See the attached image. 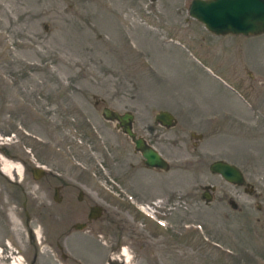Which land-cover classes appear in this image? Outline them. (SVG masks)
Wrapping results in <instances>:
<instances>
[{
    "label": "rangeland",
    "instance_id": "374dc122",
    "mask_svg": "<svg viewBox=\"0 0 264 264\" xmlns=\"http://www.w3.org/2000/svg\"><path fill=\"white\" fill-rule=\"evenodd\" d=\"M189 2L0 0V147L51 175L33 181L26 169L20 189L0 182V264L9 252L22 264H74V250L61 259L53 243L63 207L51 185L59 181L105 208L131 200L129 188L139 198L151 187L177 188L173 241L155 236L148 249L130 236L121 243L131 246L130 261L116 253L115 264H264V32L232 34L236 51L231 33L213 36L188 14ZM103 107L131 111L141 130L160 109L174 115L155 143L168 168L145 169ZM214 160L237 166L244 182L210 171ZM115 211L132 224L125 233L153 229ZM156 224L170 233L172 224Z\"/></svg>",
    "mask_w": 264,
    "mask_h": 264
},
{
    "label": "flooded vegetation",
    "instance_id": "af4514ba",
    "mask_svg": "<svg viewBox=\"0 0 264 264\" xmlns=\"http://www.w3.org/2000/svg\"><path fill=\"white\" fill-rule=\"evenodd\" d=\"M191 1V0H190ZM190 3V2H189ZM189 6V4H188ZM189 14V12H188ZM191 16V15H190ZM194 18V17H193ZM195 19V18H194ZM198 21V20H197ZM203 26V25H202ZM208 31V30H207ZM211 35L213 32L208 31ZM233 33H231L232 36ZM239 34V33H235ZM230 39L231 44L234 43L235 50L240 51L241 42L240 38H236V35ZM241 73V70H238ZM232 80L235 82L236 86H241V79L238 80L235 73L229 71ZM252 95V94H251ZM115 112V117L110 118L116 128H118L126 137L128 138L129 142L132 145L133 152L139 154V161L141 162L142 166L145 169L151 170H158V169H167L168 168V161L167 157L164 156L161 151L156 147L157 138L161 134L160 127H169L170 125L166 126L157 119H155V113L153 115V123L149 125H145L144 128L136 129L133 127V113L129 110H111ZM127 113L130 116L127 124L132 135L128 134L126 131L122 129V122L123 120L118 118L120 115ZM174 115H173V123H174ZM172 123V124H173ZM159 124V127L157 126ZM171 124V125H172ZM140 138L142 141L153 148L166 162L165 167H156L147 165L144 162V157L141 154V151L134 146V141L132 138ZM173 140V139H172ZM177 139L174 138L173 141ZM3 142V141H0ZM0 151L2 152L0 155L3 156L4 159L9 160L12 164H20L22 167V173L28 169L30 173V179L36 180L38 182L41 179H48L51 177L49 167H47L44 163H39L36 161L35 158L30 159V165L24 159L19 158L16 154L6 152L3 147H0ZM114 156V153H112ZM115 156L113 159V163H115ZM129 167H132V162L128 163ZM0 169V182L6 183L5 185L14 186L16 189L22 188L20 184V179H22L21 172L18 175L15 168L11 167L8 172H3ZM115 176V175H112ZM46 177V178H45ZM69 184L63 181L54 182L52 183V192H51V200L55 199L59 203H62L63 211L57 214L58 216V230L55 235V239L53 241L55 249L59 251L61 259H67L68 256L65 252L67 249L74 250V255L77 257L76 259H70L74 264H99L95 261H89V258L92 257L90 254L100 255L105 260L102 264H115L112 260L115 258L116 253L122 254V249L131 250V246L128 244V248L123 246L121 243L125 242L126 240H130L132 236L138 237L140 241V246L145 247L148 249L154 248L156 246L155 236H162L164 234L166 239H170L173 236L175 237L176 234V224L177 221L172 219L170 215L173 214L176 208V200H177V188L176 187H166L163 190V187H151L149 188V192L141 193L140 191V198L137 196L136 190L133 188H129L125 191L126 195H129L131 200H125L124 202L119 201L115 204V200L109 203V207L105 208L100 206L92 196L88 193L82 192V190L78 187L74 189H69ZM47 186L46 188H49ZM148 190V189H146ZM9 192H4V195L8 194ZM1 195V194H0ZM12 196V197H11ZM132 196V197H131ZM122 197V196H121ZM5 199V198H4ZM6 200V199H5ZM14 200V195H10L9 200L5 202H10ZM13 202H11L12 204ZM58 203V204H59ZM8 204V203H7ZM5 204L4 206H6ZM21 210L23 213V223L27 229V237L30 241L32 238V232L30 227V209L27 208V199L24 198L21 200ZM122 206L124 209H127L128 214L131 220L144 217L148 221L152 223L153 229L147 230L146 234L141 233L139 234L137 231L128 229L127 233L123 230L124 227H128L132 225H125L121 223L119 219H116L118 214L116 213L115 209ZM140 206L142 209L146 210L151 216L148 218L146 217L140 210ZM157 220H161L168 224H172V227L168 230L169 232L162 231L161 227L156 224ZM54 221V220H53ZM50 230H54L53 226H49ZM130 231L132 233H130ZM51 233V232H49ZM131 236V237H130ZM136 238V239H138ZM77 241V242H76ZM68 244V246H67ZM80 244V247L84 249V252H80L77 250V245ZM100 248V249H99ZM65 249V250H64ZM73 252L71 254H73ZM153 253V251H151ZM156 254V253H154ZM119 257V256H117ZM123 258V257H122ZM80 259V260H78ZM121 264V263H119Z\"/></svg>",
    "mask_w": 264,
    "mask_h": 264
},
{
    "label": "water",
    "instance_id": "95a60500",
    "mask_svg": "<svg viewBox=\"0 0 264 264\" xmlns=\"http://www.w3.org/2000/svg\"><path fill=\"white\" fill-rule=\"evenodd\" d=\"M189 14L200 21L204 27L213 33L256 34L264 32V0H191L188 6ZM101 114L105 118L115 117V112L103 107ZM122 129L132 135L127 124L129 114L124 113ZM155 119L168 126L173 123V115L160 109L155 113ZM134 146L141 151L144 162L150 166L165 167V160L140 138H132ZM208 168L219 173L225 180L234 184H242L244 178L237 166L223 160H214Z\"/></svg>",
    "mask_w": 264,
    "mask_h": 264
},
{
    "label": "bare ground",
    "instance_id": "6f19581e",
    "mask_svg": "<svg viewBox=\"0 0 264 264\" xmlns=\"http://www.w3.org/2000/svg\"><path fill=\"white\" fill-rule=\"evenodd\" d=\"M11 167L15 168V170L17 171L16 173H18V174H20V172L22 171L19 164H12L11 161L4 159L3 156L0 155V169H2L3 172L4 171L5 172H8V170L11 169ZM8 173H10V172H8ZM35 233H37V231H35ZM122 254H123V260L129 262L130 260L128 258L129 255H128L127 250H125L123 248L122 249ZM4 258L9 260V263L8 264H22L21 263V258L19 256L18 257L15 256L13 254V252H9L7 255L4 256Z\"/></svg>",
    "mask_w": 264,
    "mask_h": 264
}]
</instances>
